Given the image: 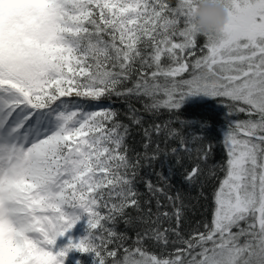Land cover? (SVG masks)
Wrapping results in <instances>:
<instances>
[{"label": "snow or ice", "instance_id": "1", "mask_svg": "<svg viewBox=\"0 0 264 264\" xmlns=\"http://www.w3.org/2000/svg\"><path fill=\"white\" fill-rule=\"evenodd\" d=\"M198 2L0 0V264H264V0L211 33ZM196 95L222 158L176 115ZM177 180L215 182L203 230Z\"/></svg>", "mask_w": 264, "mask_h": 264}, {"label": "trees", "instance_id": "2", "mask_svg": "<svg viewBox=\"0 0 264 264\" xmlns=\"http://www.w3.org/2000/svg\"><path fill=\"white\" fill-rule=\"evenodd\" d=\"M105 104L114 107L121 112L124 111L123 103L115 97H113L111 101H105ZM176 115L179 119L187 122L188 128L185 129L186 132L203 135L209 142L217 144L216 157L218 159L223 157V148L218 143L222 139L221 128L227 127L228 118L226 116V109L218 100L211 97L206 99V101L195 102L185 99L179 109H177ZM167 118L168 113L162 112L159 117H152L150 119H159L163 121ZM237 118L244 119L245 117L241 115ZM201 125H205V127L202 129ZM141 139L142 137L139 132H136L129 143L134 149L139 151L141 150ZM156 167H159V165L157 164ZM150 171L151 170L149 169H145L142 174L146 175ZM153 179H155V177H153ZM214 186V181H209L202 189L198 186L188 187L187 185L180 183L178 180L176 181L174 191H181L185 203L188 205L185 221L182 227V231L185 235H188L197 227L203 230V223L209 219L210 204L208 199H205L203 196L198 194L203 191L205 195H209ZM142 187L143 186L141 185V188ZM76 259L80 260L81 264H91L90 257H81L77 255Z\"/></svg>", "mask_w": 264, "mask_h": 264}, {"label": "clouds", "instance_id": "3", "mask_svg": "<svg viewBox=\"0 0 264 264\" xmlns=\"http://www.w3.org/2000/svg\"><path fill=\"white\" fill-rule=\"evenodd\" d=\"M193 27L200 33L219 32L227 20V12L219 0H199L192 12Z\"/></svg>", "mask_w": 264, "mask_h": 264}, {"label": "rangeland", "instance_id": "4", "mask_svg": "<svg viewBox=\"0 0 264 264\" xmlns=\"http://www.w3.org/2000/svg\"><path fill=\"white\" fill-rule=\"evenodd\" d=\"M208 98H210V97L204 96V95H196V96L185 97L186 100H190L192 102H195V101H206V99H208ZM185 99H184V101H185ZM224 130H225V128H221V135L222 136H223Z\"/></svg>", "mask_w": 264, "mask_h": 264}]
</instances>
